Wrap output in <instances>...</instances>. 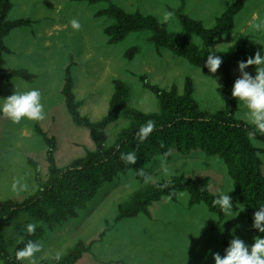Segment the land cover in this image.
<instances>
[{"label": "rangeland", "instance_id": "rangeland-1", "mask_svg": "<svg viewBox=\"0 0 264 264\" xmlns=\"http://www.w3.org/2000/svg\"><path fill=\"white\" fill-rule=\"evenodd\" d=\"M111 2L127 12L152 15L165 23L168 31L202 47L200 38L187 34L178 20L179 0ZM233 2L186 0L183 13L210 28ZM11 3L8 20L28 18L33 24L11 31L4 39L10 53L4 55L3 72L25 68L36 79L33 83L20 79L4 82L0 97L11 95L13 88H39L45 119H22L19 123H12L0 117V207L6 200L21 202L37 190L34 169L29 166L28 159L39 165L42 180L48 176L46 145L36 134V126L47 136L55 137L54 156L59 168L95 149L89 130L72 122L61 94L64 70L71 61L74 62L71 68L73 92L81 102L79 111L92 121L100 120L107 114L115 80L124 82L129 88L125 106L145 113L157 112L154 95L141 85L139 77L142 75L162 89L169 90L175 86L179 94L184 92L185 80L189 78L193 98L201 109L218 112L224 108V100L217 91L223 84L222 70L217 69L214 74L204 73L165 49L157 50L147 41L150 33L146 31L131 33L117 44H108L103 29L112 23V19L95 17L98 11L107 7L106 3L91 5L73 0H11ZM165 12L171 13L167 19ZM73 18L80 22L79 30L72 29L69 21ZM261 21H264V0H247L235 16L233 29L216 39L210 47L217 53L231 52L237 40L248 36L250 43L246 56L252 55L264 47V26L259 29L254 27ZM134 46L138 47V53L133 59H126L125 52ZM254 67L249 66L246 71L254 75ZM238 75L235 64L231 77L235 79ZM244 112L239 102L235 117L248 123ZM129 124L121 117L102 128L100 136L111 144L116 134ZM252 142L264 151L263 142L256 139ZM260 159L264 175V152ZM180 175L195 181L209 178L208 189L212 194L230 191L228 194L235 202L233 211H236L235 204L239 201L233 194L226 167L218 157L207 156L200 150L183 153L173 150L169 159L154 156L139 178L129 170L120 173L111 182L103 183L86 207L78 211L77 218L50 227L23 215L4 228L3 240L7 248L13 250L28 235L27 224L43 227L45 233L38 242L41 249L34 254L31 264L62 256L77 242L91 244V249L76 264H214L211 253L223 254L232 238L230 230H234V234L246 243H252L256 235L252 233L251 225L242 218V211L237 216L226 213L225 219L219 221L202 204L189 207V195L185 192L179 193L175 201L162 198L154 203L149 208V217L139 215L115 221L118 205L127 201L134 191L146 184ZM14 178L26 187L20 189L18 185V190L12 191ZM237 208L242 209L240 203ZM22 263L29 264V260H22Z\"/></svg>", "mask_w": 264, "mask_h": 264}, {"label": "trees", "instance_id": "trees-1", "mask_svg": "<svg viewBox=\"0 0 264 264\" xmlns=\"http://www.w3.org/2000/svg\"><path fill=\"white\" fill-rule=\"evenodd\" d=\"M73 1L91 5L101 2L107 4V7L98 11L95 17L105 16L112 19V23L103 29L108 44H117L131 33L146 31L150 33L147 41L157 50L165 49L207 73L208 70L203 65L209 47L216 39L233 29L235 16L243 9L247 0H234L216 18L214 26L210 28L205 27L202 21L186 16L183 13L186 0H179L176 11L178 20L187 34L200 38L202 47H198L186 37L168 31L166 24L156 17L140 12H127L111 0ZM11 8V0H0V93L4 82L20 79L26 83H33L36 79L35 75L25 68L3 72L4 55L10 53L4 39L11 31L33 24L28 18L8 20ZM249 43L250 39L246 36L235 42L231 52L217 53L223 60L218 69L222 70L224 75L223 84L217 89L224 100V108L218 112H209L200 108L193 98V86L189 78L185 80L184 92L179 94L175 86L165 90L151 83L146 75H142L139 77L141 85L154 95L158 104L157 112L145 113L125 106L129 98V88L124 82L115 80L107 114L100 120L92 121L79 111L81 102L76 99L73 92L71 68L74 62L71 61L64 70L61 94L72 122L89 130L95 149L87 151L84 156L59 168L54 156L57 145L55 137L47 136L38 126L35 127L36 134L46 145L48 176L46 180H42L39 165L28 159L29 166L34 169L37 190L21 202L6 200L2 203L0 207L2 264H23L22 261L16 260V250L23 248L28 240L39 242L45 233L43 227L37 226L34 232L28 233L13 250H9L3 240L4 228L7 225L23 215L50 227L77 218L78 211L86 207L87 202L95 196L103 183L111 182L117 175L129 170L139 178L143 168L154 156L169 159L173 150L181 153L200 150L207 156L218 157L224 163L232 181L233 194L244 209L242 218L251 225L252 213L259 204L264 203V175L261 173L260 159L264 151L255 146L252 139L264 143V134L257 132L254 137L248 136V132L253 130L252 126L236 119L239 101L230 96L234 80L231 77V70L237 60L246 57ZM138 51V47L134 46L125 52L124 57L131 60ZM121 117L127 119L130 124L122 128L112 143L108 144L101 138L100 130ZM148 120H152L155 127L147 139L140 141L137 129ZM129 151H134L136 154L135 164H126L120 159L122 153ZM208 185L207 177L195 181L183 175L146 184L134 191L127 201L118 205L115 221L132 219L139 215L149 217V208L154 203L162 198L175 201L182 192L189 195V207L202 204L210 213L215 214L219 221H223L226 213L218 206H213L212 201L217 195L209 191ZM251 231L256 236L260 235L252 227ZM90 249L91 244L77 242L64 255L59 256V260L54 256L42 260L39 264H76L85 253L90 252Z\"/></svg>", "mask_w": 264, "mask_h": 264}, {"label": "clouds", "instance_id": "clouds-1", "mask_svg": "<svg viewBox=\"0 0 264 264\" xmlns=\"http://www.w3.org/2000/svg\"><path fill=\"white\" fill-rule=\"evenodd\" d=\"M165 19L171 16L170 12L164 13ZM72 29L79 30L80 22L73 18L69 21ZM264 26V21L254 25L259 29ZM223 60L217 51L209 47L203 67L207 68L209 73H216ZM237 72L239 75L233 80L230 90L231 98L238 100L245 109L244 116L247 122L252 126V131L248 132L249 137H254L258 132L264 134V47L254 51L252 55L246 56L242 60H237ZM249 66L254 67V75L246 71ZM0 117H5L12 123H19L22 119L30 121H41L45 119L44 104L42 103V94L39 88H28L25 90H15L7 97H0ZM155 124L152 120L146 121L137 129L140 141L147 139L153 131ZM120 159L126 164H135L136 154L134 151L122 153ZM26 185L20 184L19 180L13 179L11 184L12 191H17ZM230 192V191H229ZM229 192L221 191L212 201L213 206H218L223 212L238 215L244 209L233 211L234 201L229 196ZM252 213L251 227L260 235L254 236L252 243H246L240 237L230 230L232 238L221 255L219 252H212L214 264H264V203L259 204ZM234 216V217H235ZM233 218V217H232ZM36 225L29 223L26 225V231L32 233ZM41 245L38 242L28 240L23 248H18L15 252L17 261L25 259L31 264L35 253L39 252ZM56 260L60 257L57 255Z\"/></svg>", "mask_w": 264, "mask_h": 264}, {"label": "crops", "instance_id": "crops-1", "mask_svg": "<svg viewBox=\"0 0 264 264\" xmlns=\"http://www.w3.org/2000/svg\"><path fill=\"white\" fill-rule=\"evenodd\" d=\"M4 43H5V40H4Z\"/></svg>", "mask_w": 264, "mask_h": 264}]
</instances>
